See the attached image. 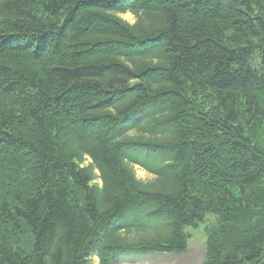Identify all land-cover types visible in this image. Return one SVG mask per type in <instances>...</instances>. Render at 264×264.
<instances>
[{
	"label": "trees",
	"instance_id": "16d2710c",
	"mask_svg": "<svg viewBox=\"0 0 264 264\" xmlns=\"http://www.w3.org/2000/svg\"><path fill=\"white\" fill-rule=\"evenodd\" d=\"M207 214L203 264H263L264 0H0V264L183 253Z\"/></svg>",
	"mask_w": 264,
	"mask_h": 264
},
{
	"label": "rangeland",
	"instance_id": "374dc122",
	"mask_svg": "<svg viewBox=\"0 0 264 264\" xmlns=\"http://www.w3.org/2000/svg\"><path fill=\"white\" fill-rule=\"evenodd\" d=\"M121 16L134 22L135 16L131 12L123 13ZM136 173L142 180H148L152 175L141 166H136ZM100 181V180H99ZM219 223V219L214 214H207L205 220L197 227H188L189 243L186 251L176 252H157L150 254H131L121 255L118 260L111 264H203L207 249L209 232ZM264 264V256L262 259ZM90 264H102L96 254L90 258ZM261 264V263H259Z\"/></svg>",
	"mask_w": 264,
	"mask_h": 264
}]
</instances>
